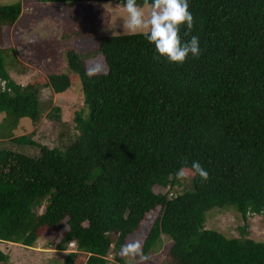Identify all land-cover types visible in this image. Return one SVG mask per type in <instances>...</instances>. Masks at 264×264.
Segmentation results:
<instances>
[{"label": "trees", "instance_id": "trees-1", "mask_svg": "<svg viewBox=\"0 0 264 264\" xmlns=\"http://www.w3.org/2000/svg\"><path fill=\"white\" fill-rule=\"evenodd\" d=\"M36 2L124 7L125 0ZM188 4L194 25L188 36L181 26L180 36H197L201 54L182 66L156 58L142 33L106 36L96 49L104 73L88 76L86 57L68 50L69 73L21 86L8 76L0 50L1 128L10 131L20 118L37 122L43 88L60 94L78 80L83 106L63 151L0 133L38 152L0 150V242L29 248L43 230L65 226L54 249L72 243L73 251L60 264H109V252L122 264V245L138 239L147 256L161 237L170 242L164 264H264V242L244 237L246 218L264 217V0ZM20 13L19 1L0 4V38ZM57 111L48 117L57 119ZM192 161L208 171L207 181L189 174V190L153 192L175 186L176 173ZM227 207L243 222L237 238L203 227L209 210ZM7 260L0 252V263Z\"/></svg>", "mask_w": 264, "mask_h": 264}, {"label": "rangeland", "instance_id": "rangeland-1", "mask_svg": "<svg viewBox=\"0 0 264 264\" xmlns=\"http://www.w3.org/2000/svg\"><path fill=\"white\" fill-rule=\"evenodd\" d=\"M20 2L21 13L11 26H3L0 38V50L4 67L11 80L24 86L37 76L67 74L66 51L73 50L79 56H85L87 71L99 66L100 73L105 66L96 53L97 40L106 36L130 34L124 28L127 13L123 6L111 2L76 3L65 6L59 3H38L36 0H0V4ZM147 16L148 10L143 6ZM99 73V74H100ZM1 86V84H0ZM41 115L32 123L28 118H20L10 131L0 127V133L10 137L29 135L31 140L49 149L63 151L75 137L73 124L74 112L83 110L79 81L76 80L66 91L53 94L49 89L39 93ZM56 108L57 119L49 118L51 109ZM3 115H0V126ZM7 149L27 156H36L37 149L18 146L9 141V137L0 138V150ZM190 189L189 178L178 180L170 189L153 187L155 194H180ZM41 208L36 209L40 214ZM244 237L264 242V217L251 215L246 218ZM243 225L240 216L231 208H212L205 215L204 229L221 233L226 238L239 237L238 228ZM66 232L65 226L56 230H43L32 247L0 242V252L8 260L0 264H60L67 252L54 249L56 239ZM170 242L161 237L157 252L147 255L143 264H164L165 254ZM109 264L113 262V253L107 255ZM126 264L127 258H122Z\"/></svg>", "mask_w": 264, "mask_h": 264}, {"label": "clouds", "instance_id": "clouds-1", "mask_svg": "<svg viewBox=\"0 0 264 264\" xmlns=\"http://www.w3.org/2000/svg\"><path fill=\"white\" fill-rule=\"evenodd\" d=\"M144 9L137 4V0H125L124 9L127 19L124 28L130 34L142 33L150 44L155 47L158 56L164 57L167 62L182 66L189 55L198 58L201 54L199 38L195 35L184 42L181 39V26H185L184 36H188L194 25V17L189 11L188 0H144ZM101 71L99 66L90 68L88 76H94ZM187 164V159L182 160ZM189 174L198 176L201 182L209 179V173L198 161H192L190 169L180 168L176 173L178 180L186 179ZM127 258L126 264H143L147 257L143 254L142 243L138 239L131 240L121 246L118 253ZM138 258V259H137Z\"/></svg>", "mask_w": 264, "mask_h": 264}, {"label": "built area", "instance_id": "built-area-1", "mask_svg": "<svg viewBox=\"0 0 264 264\" xmlns=\"http://www.w3.org/2000/svg\"><path fill=\"white\" fill-rule=\"evenodd\" d=\"M169 195H170V194H169ZM68 246H69V247H73V244H72V243H69Z\"/></svg>", "mask_w": 264, "mask_h": 264}]
</instances>
